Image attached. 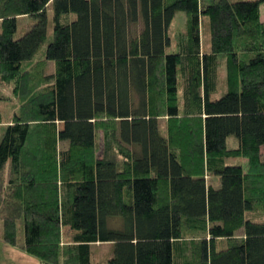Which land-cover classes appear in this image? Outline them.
Wrapping results in <instances>:
<instances>
[{
    "label": "trees",
    "instance_id": "16d2710c",
    "mask_svg": "<svg viewBox=\"0 0 264 264\" xmlns=\"http://www.w3.org/2000/svg\"><path fill=\"white\" fill-rule=\"evenodd\" d=\"M263 3L0 0V241L39 264H100L106 241L103 264H264Z\"/></svg>",
    "mask_w": 264,
    "mask_h": 264
},
{
    "label": "rangeland",
    "instance_id": "374dc122",
    "mask_svg": "<svg viewBox=\"0 0 264 264\" xmlns=\"http://www.w3.org/2000/svg\"><path fill=\"white\" fill-rule=\"evenodd\" d=\"M46 15H47V35L51 34L52 32V7L49 4L46 7ZM35 22V20L30 16H22L18 17L16 20V32L14 34L15 37L21 36L25 31H27L30 26ZM141 25V22H138L137 25L133 26L134 30L139 29ZM199 39H200V48L201 50L208 51L210 47L209 43V25H208V18L206 16H203L200 20V32H199ZM54 70V65L52 61H48L45 73H51ZM4 93V96H8V99L0 101V106L2 109V115H3V121L7 122L13 114V111L15 110V107L17 106V101L14 98H9L8 89L6 88L5 91L2 90ZM2 133V129L0 127V136ZM228 145L230 147H233L231 144L230 138L228 141ZM262 154L264 155V149L262 151ZM245 159L241 157H229L226 158V164H244L245 166ZM108 247L106 245H92L90 247L91 252V261L98 262L100 264H103L105 261H107L111 254L107 251ZM111 251V250H110Z\"/></svg>",
    "mask_w": 264,
    "mask_h": 264
},
{
    "label": "crops",
    "instance_id": "0c3cea01",
    "mask_svg": "<svg viewBox=\"0 0 264 264\" xmlns=\"http://www.w3.org/2000/svg\"><path fill=\"white\" fill-rule=\"evenodd\" d=\"M260 19L264 21V3L260 6ZM10 119L6 123H8ZM230 141L233 147L237 145V141L235 139L230 138ZM108 226L112 228H122L123 221L120 217H112L108 220ZM240 234L241 231H238V235ZM97 244L106 245L108 247L107 251L109 252V254H111L109 256H112L114 245L112 241L95 242L90 246ZM0 264H39V261L38 259L27 254L26 252L0 241Z\"/></svg>",
    "mask_w": 264,
    "mask_h": 264
}]
</instances>
